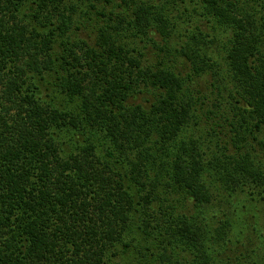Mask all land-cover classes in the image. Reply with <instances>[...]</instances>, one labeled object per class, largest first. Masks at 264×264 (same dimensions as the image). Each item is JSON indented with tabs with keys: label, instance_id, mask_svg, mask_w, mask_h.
<instances>
[{
	"label": "trees",
	"instance_id": "obj_1",
	"mask_svg": "<svg viewBox=\"0 0 264 264\" xmlns=\"http://www.w3.org/2000/svg\"><path fill=\"white\" fill-rule=\"evenodd\" d=\"M96 1L0 0V264H109L134 241L220 264L232 222L214 232L209 209L264 201V0H197L212 33L178 52L186 75L146 51L159 35L171 53L167 12L187 0ZM79 13L98 19L92 42L73 37ZM221 37L226 69L201 44ZM203 75L229 92L228 115L201 114Z\"/></svg>",
	"mask_w": 264,
	"mask_h": 264
},
{
	"label": "rangeland",
	"instance_id": "obj_2",
	"mask_svg": "<svg viewBox=\"0 0 264 264\" xmlns=\"http://www.w3.org/2000/svg\"><path fill=\"white\" fill-rule=\"evenodd\" d=\"M94 4L99 9H105L106 12L114 10L116 12H123L126 10L125 6L116 7V5L121 4V0H99L94 2ZM199 12L200 8L197 5V0H187L184 4L178 2L176 5L171 6L167 15L169 19L173 20L176 26L175 33L170 43L171 48L168 49L171 53L165 55L164 51H160V48L165 47V43L159 35L154 37L155 41L159 44V46H157L158 48L154 47L153 44H148V46L139 44L141 50H143L145 46L149 47L146 52L148 61H150L151 64H157L159 62V57L163 59L166 64L175 67L176 70L184 75L192 72L190 62L178 52L183 51L182 48L186 47V44L190 41V35L196 32V28H199L204 34L212 33L210 28L212 24L204 21V19L200 17ZM78 20L80 21V29L75 30L73 37L77 39H86L92 42L97 28L96 20L98 19L96 15H87L83 18L79 13ZM211 36H213V34H211ZM90 37H92L91 40L89 39ZM206 41L208 40H205V43ZM224 42H226V40L221 37V42L216 45L201 44L204 45V49L209 46V54L215 61L221 63L223 69H226ZM196 81L198 82L196 90L202 92V98H209L201 114L209 113L210 107L212 110L218 111V109L212 107V104H214L217 106L222 105L220 112L223 115L226 113V115H228L230 112L229 103H232L229 92L223 91L221 97L214 94V92L217 93V86L213 85L214 79L211 75H203ZM232 114L233 113H230V116ZM212 118L213 116H211V119ZM206 122L207 119L204 117L201 125L207 127ZM211 122L213 121L211 120ZM221 127V129H218L221 136L220 138L226 140L225 135H232L230 133L228 134L231 128L223 121L221 122ZM57 136L60 138L59 133H57ZM67 138H61L65 150H68V147L71 145L68 142L69 138ZM230 150L231 153H233L235 149L230 147ZM231 206H221V204L218 203V205L216 204L211 207L206 214V223L210 224L214 232L221 228V224L226 222V220L230 219L232 222V227L225 231L228 233L226 238L219 240L215 244L214 250L222 253V255L219 256L220 264H264V201L262 200L260 203H251L246 200V197H239ZM178 211L181 212V210ZM136 245L137 241L132 242L126 247L118 244L117 248L109 253V264H185L186 262L189 264L191 260L194 259L192 255L186 254L181 249H177L176 251L179 254V259H181L179 263H175V258H170V255L161 256L155 249L154 251L156 252L154 256H151L148 252V256H146L145 251H141Z\"/></svg>",
	"mask_w": 264,
	"mask_h": 264
}]
</instances>
